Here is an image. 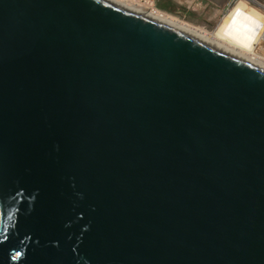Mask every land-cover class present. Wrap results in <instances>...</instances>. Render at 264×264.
I'll use <instances>...</instances> for the list:
<instances>
[{
  "label": "water",
  "instance_id": "1",
  "mask_svg": "<svg viewBox=\"0 0 264 264\" xmlns=\"http://www.w3.org/2000/svg\"><path fill=\"white\" fill-rule=\"evenodd\" d=\"M0 264H264V67L106 0H0Z\"/></svg>",
  "mask_w": 264,
  "mask_h": 264
},
{
  "label": "bare ground",
  "instance_id": "2",
  "mask_svg": "<svg viewBox=\"0 0 264 264\" xmlns=\"http://www.w3.org/2000/svg\"><path fill=\"white\" fill-rule=\"evenodd\" d=\"M116 6L121 7L127 11H131L136 15H141L143 17L156 20L157 22L165 23L168 25H172L176 29L185 31L193 36L199 37L202 40L208 41L209 43L215 44L217 47L221 49H225L229 51L231 54L235 56H240L241 58H245V60H249L257 65L264 67V31L263 33L255 39L254 42H247V44H237L236 41L227 38L228 40H221L220 37L223 35L224 39L227 37L224 33H219L218 30L220 27L227 26L228 27V16H221L217 25L213 30V32L208 31L204 27L193 25L182 20L166 14L160 10H158L154 4L153 0H106ZM222 11V10H221ZM232 15V14H231ZM230 15V16H231ZM179 17V16H177ZM180 18V17H179ZM224 19V20H223ZM222 20V21H221ZM256 32V31H255ZM219 33V34H218ZM263 42V43H262ZM259 53V51H261Z\"/></svg>",
  "mask_w": 264,
  "mask_h": 264
},
{
  "label": "rangeland",
  "instance_id": "3",
  "mask_svg": "<svg viewBox=\"0 0 264 264\" xmlns=\"http://www.w3.org/2000/svg\"><path fill=\"white\" fill-rule=\"evenodd\" d=\"M130 1L134 2V0H130ZM179 1L182 2L184 5L178 4L179 3L178 0H155V3L159 9H162L166 12H169L170 14H172V16L176 15L174 17H176L180 20L183 19L187 23L196 25L195 23H192L194 21L192 20V16H190V13H191L190 4L185 2L187 0H179ZM159 2L162 5H164L163 3L170 2L173 6L178 7L177 11L172 13L171 9H164L163 7H161ZM237 13L234 12V13H232L231 16L226 18L227 20H229L232 23L231 24L233 26L232 28H229L227 26H223V27H220V29L218 30L219 33H224L227 35V37H225V39H224L223 35L220 37V39L222 38L221 40L225 41V40H228L227 38H230V39L236 41L237 44H239V43L240 44H245V43L247 44V42H250V43L254 42L255 39L257 37H259L264 31V15L258 13L257 17H256V15L249 17V15L257 13V11H255V10H252L250 13H244L243 11L237 12ZM239 14H241V15H239ZM177 16H179L180 18ZM220 18H221V16H220V14H218L217 18H215L214 20L211 21V19H210V20H208V22H204L203 24L206 26L205 29H207L210 32H213L214 31L213 28L218 26L217 22L219 21ZM251 27H254V29H252V33H247L246 30L249 31ZM243 33H245L247 36H244Z\"/></svg>",
  "mask_w": 264,
  "mask_h": 264
},
{
  "label": "crops",
  "instance_id": "4",
  "mask_svg": "<svg viewBox=\"0 0 264 264\" xmlns=\"http://www.w3.org/2000/svg\"><path fill=\"white\" fill-rule=\"evenodd\" d=\"M228 0H187L185 1L186 3L190 4V16H192V20L194 22L192 23H195L196 25L198 26H201V27H204L206 28V26L203 24L204 22H208V20L211 19L214 20L215 18H217V15L221 13V10L223 9V7H225L226 3H227ZM178 4H182L184 5L182 2H180L178 0ZM153 4L154 6L166 13V14H170L169 12H166L162 9H159L157 6H156V3H155V0H153ZM160 6L163 7L164 9H171L172 13L177 11V8L176 6H173L170 2H166V3H163L164 5H162L160 2H159ZM252 10L249 9V10H246V11H243L244 13H250ZM257 13H254L252 15H249L250 16H253V15H256L257 17ZM238 14V13H237ZM236 14V15H237ZM172 15V14H170ZM241 15V14H239ZM176 16V15H174ZM255 17V18H256ZM226 19V18H225ZM257 19V18H256ZM232 23L230 21H228V27L229 28H232L233 26L231 25ZM215 28V27H214ZM213 28V29H214ZM252 29H254V27H251L250 30H246L247 33H252ZM244 36H247L245 33H243ZM248 45V44H247Z\"/></svg>",
  "mask_w": 264,
  "mask_h": 264
},
{
  "label": "built area",
  "instance_id": "5",
  "mask_svg": "<svg viewBox=\"0 0 264 264\" xmlns=\"http://www.w3.org/2000/svg\"><path fill=\"white\" fill-rule=\"evenodd\" d=\"M249 9L255 10L264 15V0H228L225 7H223L220 16L226 15L229 17L234 12L237 13ZM261 52L262 50L259 51V53Z\"/></svg>",
  "mask_w": 264,
  "mask_h": 264
}]
</instances>
